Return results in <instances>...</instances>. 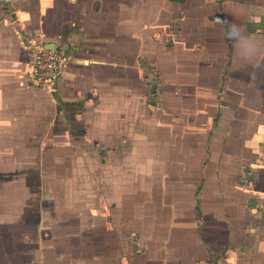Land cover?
<instances>
[{
	"label": "crops",
	"instance_id": "1",
	"mask_svg": "<svg viewBox=\"0 0 264 264\" xmlns=\"http://www.w3.org/2000/svg\"><path fill=\"white\" fill-rule=\"evenodd\" d=\"M161 22L180 29L181 48L155 51L164 33L162 28L154 26ZM230 24L239 25L244 35L259 42L261 52L256 59L246 61L240 57L235 41L225 35ZM192 37L197 40L194 47L189 46ZM31 38L67 45L73 51L66 75L53 93L30 86L26 77ZM145 49L157 57L160 74L165 73V88L158 94L152 85L153 90H147L140 77L137 62ZM168 73L175 75L169 78ZM187 73L199 78L194 83L188 80ZM176 74H184L185 78L176 81ZM199 83L201 90L209 92L210 103H206V98L198 100L192 91H181ZM177 84L180 86L176 87ZM254 91L262 92L260 98L255 99ZM175 93L180 95L179 99L175 96L170 101L182 106L179 117L169 111V96ZM190 100H198L196 111L210 127L207 132H200L198 147L193 150L187 132L180 127L193 111ZM160 101L165 103L161 115L157 112L161 110L157 107ZM203 104L210 107L205 109ZM256 104L264 106V0H0V181L4 185L1 192L6 190L11 194L8 200L41 202L35 227L17 229L19 236L12 244L13 252L6 245L0 264L35 261L36 264H125L107 258V253L96 254L94 250L100 246L97 243L81 244L70 239L65 247L66 243L61 241L66 239L71 226L76 225L74 220H82L83 214L94 212L96 204H91L89 213L85 211L90 205L85 203L92 201L85 196L93 183L99 185V194L93 200L105 212L109 203L120 204L126 192L122 185L125 162H139H136L139 155L128 156L126 160L121 155L135 145L144 150L136 154L149 158L150 170L160 163L175 169L166 182L179 181L181 192L185 183L197 181L195 176H180L183 170L200 171V182L204 185L200 194L203 231L194 239V245L187 236L191 228L177 227L179 217L194 216L191 207L166 208L170 215L166 221V215L158 213L163 207L156 205L146 219L148 224H156L152 235L163 234L152 239L156 247L174 251L175 256L182 258L173 261L170 257L160 264H188L191 260L188 254L200 256L197 259L200 264H228V259L221 261L215 257L216 250L226 242L221 239V233L230 234L229 241H236L238 233L235 228H228L227 222L219 225L217 219L231 215L226 211L230 205L226 202L237 200L232 192L237 185L223 180L225 173L233 168L232 157L229 161L225 157L220 159L222 144H210L209 135L213 131L219 137H227L228 144L233 139L258 138L256 150L246 142L239 148L258 153L256 161L264 167V109L254 111ZM141 134L146 136L143 142L138 139L143 137ZM229 147L224 150L232 156L237 149ZM160 153L168 155L158 157ZM226 160V165H222ZM254 162L245 170L247 181H241L248 192L247 201L255 196L253 185L260 183L259 175L264 171ZM96 163L100 166L99 177ZM137 169L142 168L138 165ZM256 173V177H251ZM98 178L99 181H93ZM135 185H139L137 177L127 185L131 193H135ZM41 186V197L31 199L33 189ZM60 187L65 190L61 191ZM109 189H113L115 196L109 197ZM16 190L19 194H15ZM73 194L77 197L67 201ZM147 207L150 212L151 205ZM145 210L140 205L136 208L141 214ZM232 212L233 217L238 214ZM136 231L133 234L148 235L147 241L151 239L150 232L146 235ZM108 245L101 242V249L114 247ZM20 251L25 254L30 251L31 257L21 256L17 253ZM238 262L231 259L229 264ZM148 264L159 263L152 260Z\"/></svg>",
	"mask_w": 264,
	"mask_h": 264
},
{
	"label": "rangeland",
	"instance_id": "2",
	"mask_svg": "<svg viewBox=\"0 0 264 264\" xmlns=\"http://www.w3.org/2000/svg\"><path fill=\"white\" fill-rule=\"evenodd\" d=\"M190 12V11H189ZM168 22V21H167ZM165 23L163 22L157 24L154 26V28L161 29L162 28V37L160 40L157 41L155 46V51L159 52H165V50H168L169 47H178L181 48L180 45L182 43L181 39V32L178 27H174V25L171 26V23ZM156 29V30H157ZM181 39V40H180ZM44 41V40H43ZM195 41H197L195 38L189 39V46L194 47L196 46ZM60 44V43H57ZM54 45V44H51ZM63 45V44H62ZM178 45V46H177ZM149 49H145V51L140 55L137 65L140 69V77L142 79V82L144 83V86L147 90L154 89V93L158 94L161 90H164L165 88V73L160 74L158 63L156 61L155 56H152V54L146 53ZM146 53V54H145ZM163 54V53H161ZM153 57V58H152ZM194 60L196 58H193ZM198 59V58H197ZM70 63V62H69ZM69 65V64H68ZM68 68V66H67ZM67 71V69H66ZM65 71V73H66ZM66 75V74H64ZM162 75V76H161ZM167 77L173 78L175 74H166ZM187 78L190 81H195L199 77H195L192 74L187 73ZM181 77H184V74L177 75L176 74V81L181 80ZM63 79V78H62ZM194 79V80H193ZM159 82V86L158 83ZM152 85V87H151ZM180 84H177L176 87H179ZM194 87H197L200 89V83L196 84ZM190 88V89H181V91L185 92H194L196 96L198 97V100L201 98H206L207 102L210 103V97H208L209 92L204 90H198L197 88ZM152 89V90H153ZM196 89V90H195ZM163 92V91H162ZM223 93V90H221ZM259 95H262V92L258 93L257 91L253 92V96L255 99L260 98ZM179 99V96L177 93L170 94L169 101L172 98ZM161 100V99H160ZM197 102L190 100L189 107L193 110L190 111V113L187 114V117L181 122L182 125L180 127L181 130H184L187 132V138H188V144L192 146V150L195 147H198L197 140H200V132L208 131L210 127L207 125L208 123L203 119V115L201 116L196 111V107L198 104ZM202 100V99H201ZM177 101V100H176ZM210 101V102H209ZM164 102V101H163ZM157 104V107L161 109L160 111H156L161 115V111H164L165 103ZM171 109L170 112L174 113L175 117H179L180 113H183L182 106L179 103V106H175L170 101ZM185 105H187L185 103ZM184 105V109H185ZM205 109L207 107H210V105L203 104ZM254 111H257L259 109H264L263 105H255ZM171 114V113H170ZM178 114V115H176ZM201 116V117H200ZM175 122L177 121L176 118ZM178 126V125H177ZM176 126V128H178ZM175 128V127H174ZM145 128H143L142 131H144ZM255 129V128H254ZM147 131V130H146ZM211 131V130H210ZM254 131V130H253ZM204 133V132H203ZM142 135V134H141ZM143 137H139L140 141L146 140V136L142 135ZM185 138V139H187ZM227 138V137H226ZM225 137H219L218 135H215L212 131L209 135L210 144L212 142L222 144L220 145V155L219 158H226L228 161L229 158L232 157V169L230 171H227L225 173V178L223 177V180L225 181H234L236 182V190L232 191L235 194V198L237 200L235 202H226L228 205L226 211H229L231 215L227 218L222 217L217 219L219 222V225L226 223L228 228H235L236 234V241L231 240L229 241V238L231 237L230 234H225V232L221 233V239H226V242L222 243L220 245V250H216L217 255L215 257H218L221 261L228 259V264L230 263L231 259L238 260V264H264V171H261L259 178L260 183L258 181L256 184L253 185L254 190L253 194L255 196L250 197V200L247 201L248 192L245 190V188L242 186L241 181H247L246 179V172L245 170L248 168L249 165H251V162H254V165L262 167V165L258 164L257 154L250 151L244 152L241 151L239 148V145L244 146L243 144L246 142L247 145L254 146V150L257 149V143L258 138H253L251 141H248L246 138H240V139H233L231 144L226 143L228 141V138ZM250 138V137H249ZM240 140V141H239ZM248 142H247V141ZM165 144V143H164ZM168 146L169 144L166 143ZM136 146V145H135ZM129 146L128 151L125 153H122V157L126 160L128 156H138L136 162L137 164L125 162V170L122 171V177L124 178V181H122V185L126 188V192L124 193L123 200L119 201L120 204H113V206L109 203V208L106 210L103 209L102 206H100L99 202L93 200L96 195L99 194V185L95 186L96 184L93 183L94 186H90V192L86 194V198L92 199L90 202H86L85 204H90L85 211L89 213V211L92 210L91 204H96L93 207V213L91 215L83 214L82 220H74L76 221V225L73 224L71 228L69 229L70 232H66L67 237L66 239H63L61 242L66 243L65 247H68V243L70 239L75 240L81 244H92L97 243L100 246H96L97 249L94 250L96 254L99 255L106 254L107 258L111 259H118L121 260L125 264H148V262L154 260L160 264L161 260H165L167 258L172 257V260L175 259H182L181 256H175L174 251H171L172 255H170V251H164L161 250V248L156 247L157 244L152 241V239H158V237L161 238L163 234L159 235H152V232L154 231V225L156 224H148L149 220H146L150 217V214L153 213V210L156 205L163 207V210H158V213L165 214V219L167 221L169 215V209L170 208H178L179 206L184 208L191 207V211H193L194 216L187 218V216L179 217L178 219V225L177 227L181 226H189L191 229L188 232V240L191 241V245H194V239H197L200 237V232H202L203 227V217L200 218V215H202V209L200 208V194L202 193L204 185L200 182V171L199 173L192 170V168L187 169L188 171L183 170V172L180 174V176H189V177H197V181L195 183L193 181L185 183L184 191L181 192V187L178 186L179 181H168V176H172V172H174V168L171 166H166L165 163L158 164L159 166L156 169H149L147 168V160L149 159L147 156L143 154H136L135 152L138 150L144 151L143 149L136 147ZM236 148L237 150L232 153V156L228 154L229 150L228 147ZM229 147V148H230ZM209 149H211V146H209ZM162 150V149H161ZM167 149H165L166 151ZM219 151V150H218ZM225 152V153H224ZM168 154L160 153L158 154V157H166ZM242 155V156H241ZM227 156V157H226ZM196 157V156H195ZM207 159V155H205ZM66 158V156H65ZM221 162L222 165H226L228 161ZM252 160V161H251ZM264 164V159H263ZM141 167L142 169L138 171L137 166ZM95 171L97 177L100 176V166L99 163L94 164ZM169 167V168H167ZM264 168V167H262ZM180 170V169H179ZM109 171V170H108ZM192 171V172H191ZM213 172V171H211ZM191 173V175H190ZM94 174V173H93ZM171 174V175H170ZM178 172H175V175H177ZM187 176V177H188ZM256 174H253L251 177H256ZM96 177V178H97ZM137 177V181H139V185L134 186V192L131 193L132 189L129 187L127 188V185L130 184L131 180L135 179ZM165 177V178H164ZM93 181H99L98 179H93ZM263 183H262V182ZM38 182V181H37ZM204 183V182H203ZM241 184V186H240ZM2 187L4 185L2 184V181H0V192L3 190ZM98 187V188H97ZM37 188V187H36ZM34 188L33 192L34 195L30 196L31 199L34 197L36 200L41 197V192L43 187H38L37 189ZM57 188V187H56ZM88 188V187H87ZM227 188V187H226ZM17 189L14 187V190ZM60 189H63L60 187ZM151 189V190H150ZM65 189L61 190L64 191ZM227 190V189H226ZM109 197H112L114 195L113 189H109ZM75 193V192H73ZM15 194H19L17 190L15 191ZM77 194V193H75ZM73 194L70 197H67V201L72 199L73 197H77ZM153 194L154 196H151ZM11 195L8 193V191H4L0 193V255L4 254V251L6 248V245H8L9 252L12 254L13 249L12 244H14V240L16 236L18 235L17 229L21 230L27 228H32L36 221H38V213L40 209V203L39 200L37 201H30L29 199L24 202L15 201L13 198H10L8 200V196ZM46 195V194H45ZM59 195L64 196L63 193H59ZM79 196V195H78ZM84 196V194H83ZM115 196V195H114ZM20 198V197H19ZM66 198V196H65ZM180 198H186L185 200ZM246 198V200H245ZM6 199L8 201H6ZM151 199H154L150 202ZM176 199V201H175ZM180 199V200H179ZM181 200H183L181 202ZM72 201V200H70ZM60 205V201H58ZM72 204V202H70ZM81 204V203H79ZM148 204L151 205V210L149 212L148 210ZM140 209L146 208L145 211L141 213H138L136 211V208L139 207ZM149 208V209H150ZM169 208V209H166ZM113 209L116 210V212H113ZM153 209V210H152ZM165 210V211H164ZM236 211V214L233 217V212ZM82 210V212H85ZM137 212V215L135 213ZM118 212V213H117ZM166 212V213H165ZM37 214V215H36ZM121 214V215H120ZM12 215V217H10ZM27 217H26V216ZM146 215V216H145ZM81 216V215H80ZM26 217V218H25ZM73 221V223H74ZM162 224H165V221L162 222ZM233 226H231V225ZM14 225H23L18 226L16 228ZM135 225L137 228L133 227ZM15 227V228H14ZM22 227V228H21ZM35 227V226H34ZM139 227V228H138ZM143 231V233H146V235L150 232L151 239H148L145 235L140 234H133L132 231ZM230 230V229H229ZM16 231V232H15ZM136 231V233H137ZM152 231V232H151ZM61 234H65L64 231H61ZM21 235V234H20ZM25 236V235H23ZM69 236V237H68ZM195 236V237H194ZM202 236V235H201ZM23 238V237H22ZM64 238V237H63ZM203 239V237H201ZM31 239V238H30ZM35 240V237H34ZM71 240V241H72ZM204 240V239H203ZM101 242L109 243L108 246L114 247H108V249H101ZM119 243V244H118ZM234 245V246H232ZM4 247V248H3ZM232 247V249H231ZM224 248V249H223ZM3 249V250H2ZM35 249V248H34ZM222 249V250H221ZM27 254L24 253V251L17 252L21 256L25 257H31L28 255L30 251H25ZM90 252V249L87 251ZM36 250L33 251V255L36 256ZM101 253V254H100ZM71 256V255H70ZM191 257V260L188 264H200V261L197 262L200 256L195 257V255H189ZM176 257V258H175ZM230 260V261H229ZM241 260V263H240ZM137 261V262H135ZM121 262V263H122ZM35 261L33 264H36ZM223 263V262H222Z\"/></svg>",
	"mask_w": 264,
	"mask_h": 264
},
{
	"label": "built area",
	"instance_id": "3",
	"mask_svg": "<svg viewBox=\"0 0 264 264\" xmlns=\"http://www.w3.org/2000/svg\"><path fill=\"white\" fill-rule=\"evenodd\" d=\"M50 45L42 38H31L27 47L29 67L26 77L30 86L47 93L58 89L73 52L67 45Z\"/></svg>",
	"mask_w": 264,
	"mask_h": 264
},
{
	"label": "clouds",
	"instance_id": "4",
	"mask_svg": "<svg viewBox=\"0 0 264 264\" xmlns=\"http://www.w3.org/2000/svg\"><path fill=\"white\" fill-rule=\"evenodd\" d=\"M225 35L228 39L235 41L239 55L242 59L252 61L260 54L261 46L259 42L252 36L244 35V30L239 25H228Z\"/></svg>",
	"mask_w": 264,
	"mask_h": 264
},
{
	"label": "water",
	"instance_id": "5",
	"mask_svg": "<svg viewBox=\"0 0 264 264\" xmlns=\"http://www.w3.org/2000/svg\"><path fill=\"white\" fill-rule=\"evenodd\" d=\"M50 46H52V45H50Z\"/></svg>",
	"mask_w": 264,
	"mask_h": 264
}]
</instances>
